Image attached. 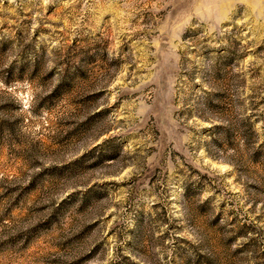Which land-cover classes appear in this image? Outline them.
<instances>
[{
	"label": "rangeland",
	"instance_id": "374dc122",
	"mask_svg": "<svg viewBox=\"0 0 264 264\" xmlns=\"http://www.w3.org/2000/svg\"><path fill=\"white\" fill-rule=\"evenodd\" d=\"M0 264H264V0H0Z\"/></svg>",
	"mask_w": 264,
	"mask_h": 264
}]
</instances>
